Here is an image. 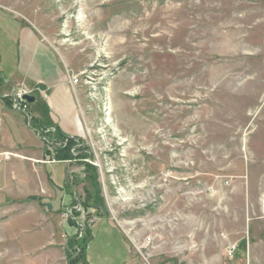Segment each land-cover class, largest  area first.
<instances>
[{
	"label": "rangeland",
	"instance_id": "obj_1",
	"mask_svg": "<svg viewBox=\"0 0 264 264\" xmlns=\"http://www.w3.org/2000/svg\"><path fill=\"white\" fill-rule=\"evenodd\" d=\"M23 23L84 74L80 129L50 181L64 207L0 208V264H70L71 210L97 264L102 218L130 264H264V0H0L4 61Z\"/></svg>",
	"mask_w": 264,
	"mask_h": 264
},
{
	"label": "crops",
	"instance_id": "obj_2",
	"mask_svg": "<svg viewBox=\"0 0 264 264\" xmlns=\"http://www.w3.org/2000/svg\"><path fill=\"white\" fill-rule=\"evenodd\" d=\"M17 29V48L12 51L13 58L6 57L5 61V58H0V152L13 151L23 158L0 161V208H9L10 213L16 210V220L25 222L26 204L34 202L42 205L47 197H53V202H45L47 207L61 209L67 202L64 187L58 184L61 195L58 198L56 188L50 184L51 180L53 183L57 178L55 165L65 164L66 168L67 161H56V153L48 151L46 144H49L47 139L55 141L76 136L80 124L78 97L74 92L76 86L72 83L65 64L36 28L23 23ZM6 62L11 65V71H6ZM22 86L29 90L30 95L41 97L48 114L42 113L39 106L33 110L31 103L26 107L28 115L24 112H19V115L10 113L13 109L9 96ZM67 114L70 116V124L64 121ZM29 116L32 128L28 126ZM45 158H53L54 162L46 165L35 163ZM31 170L39 175L34 177ZM56 202L58 204L55 205ZM10 221L14 222V219ZM102 230L104 259L108 264H130L129 246L120 230L104 218L100 219L96 232ZM66 235L69 245L68 241L72 238L68 233ZM95 239L92 234L90 243ZM88 249L85 253L86 263L97 264L94 257L89 255Z\"/></svg>",
	"mask_w": 264,
	"mask_h": 264
},
{
	"label": "built area",
	"instance_id": "obj_3",
	"mask_svg": "<svg viewBox=\"0 0 264 264\" xmlns=\"http://www.w3.org/2000/svg\"><path fill=\"white\" fill-rule=\"evenodd\" d=\"M83 75L84 74H75L72 77L73 84L82 83L83 82ZM85 84H87V83H85ZM25 95H30V92L26 87L22 86L21 88H19L15 92H13V94L10 95L9 97L11 100L12 109H14L15 111H18V112H24L28 115V111H27L26 107L30 103H28V101L26 99H24ZM28 118H29V122L31 123V117L29 116ZM1 122H2V117L0 116V124H1ZM39 134L40 135L42 134L41 130L39 131ZM47 142L51 145L57 146L56 144H54L53 140L47 139ZM55 142H56V140H55ZM67 143H68V139H65L64 142L62 143L61 147H65L67 145ZM71 152H72V154H75L74 150ZM14 158H23V157L21 155H19L18 153L13 152V151L0 152V161H9V160H12ZM78 211H80V210H78ZM78 211L71 210L70 215H71V222H75L78 229H79V235H78V239H79L84 235L86 226L83 225V227L80 228L82 226L83 222H81V220L79 218L80 215H78V213H77ZM233 252H234V248H230L229 254L231 256L233 255Z\"/></svg>",
	"mask_w": 264,
	"mask_h": 264
},
{
	"label": "trees",
	"instance_id": "obj_4",
	"mask_svg": "<svg viewBox=\"0 0 264 264\" xmlns=\"http://www.w3.org/2000/svg\"><path fill=\"white\" fill-rule=\"evenodd\" d=\"M73 148V143L68 139V143L65 146V148L57 149L55 158L57 160H67L72 159L73 156L71 154V149ZM101 204H96V206H99ZM87 206V205H86ZM95 206V204L93 205ZM101 215H104L103 210H99ZM72 225L77 226L75 222H72ZM79 235V229L76 235L72 239H70L69 245H68V255L70 258V264H87L85 259V253L88 249V245L92 239V234L90 231H86L84 235L78 239Z\"/></svg>",
	"mask_w": 264,
	"mask_h": 264
},
{
	"label": "water",
	"instance_id": "obj_5",
	"mask_svg": "<svg viewBox=\"0 0 264 264\" xmlns=\"http://www.w3.org/2000/svg\"><path fill=\"white\" fill-rule=\"evenodd\" d=\"M24 99H26L28 101V103H34L36 100V98L32 95H25ZM97 209L103 210L104 213H107V209L104 206L99 205V206H97ZM71 224H72V222H71Z\"/></svg>",
	"mask_w": 264,
	"mask_h": 264
},
{
	"label": "bare ground",
	"instance_id": "obj_6",
	"mask_svg": "<svg viewBox=\"0 0 264 264\" xmlns=\"http://www.w3.org/2000/svg\"><path fill=\"white\" fill-rule=\"evenodd\" d=\"M79 18H81V16H79ZM88 78H89V77H88ZM86 81L89 83V79H87ZM109 115H110V113H109Z\"/></svg>",
	"mask_w": 264,
	"mask_h": 264
}]
</instances>
